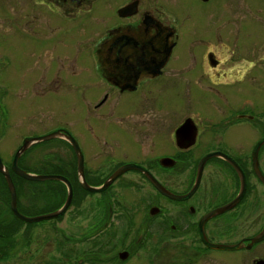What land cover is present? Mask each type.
Listing matches in <instances>:
<instances>
[{"label":"flooded vegetation","instance_id":"af4514ba","mask_svg":"<svg viewBox=\"0 0 264 264\" xmlns=\"http://www.w3.org/2000/svg\"><path fill=\"white\" fill-rule=\"evenodd\" d=\"M183 1L0 0L1 27L12 19L31 47L22 55L35 61L34 106L65 98L67 107L71 94L64 120L41 121L24 140L56 131L73 137L95 188L134 166L84 205V225L71 219L67 232L53 228L19 249L0 234L1 262L264 264V0H198L202 11L196 0ZM3 53L0 114L7 117ZM53 142L29 150L67 151V160L40 164L71 182L70 208L76 192L83 205L94 194L81 184L74 147ZM130 173L143 181L123 180ZM22 182L18 206L27 212L49 197L67 198L61 181Z\"/></svg>","mask_w":264,"mask_h":264},{"label":"rangeland","instance_id":"374dc122","mask_svg":"<svg viewBox=\"0 0 264 264\" xmlns=\"http://www.w3.org/2000/svg\"><path fill=\"white\" fill-rule=\"evenodd\" d=\"M184 3H186V6H188L189 4L187 0L185 2L183 1V5ZM195 6L198 8L199 11L204 10V6L200 4L198 0H196ZM12 14L8 12L7 17L13 18ZM200 16L207 17V15H200ZM10 20L12 19H9L8 25L6 27H1L0 25V59L2 57L1 53L4 52L3 54H6L5 57L7 60L6 73H7V78L9 79L8 103H9V111H11V113L7 117H1L0 114V157L3 160L4 164L9 168L12 167V163L17 150L22 147L23 141L27 139L26 138L24 140V137L32 133V130L30 129L35 124L41 121L45 123H49L51 121L57 122L59 119L64 120L65 117H67V115L70 113L68 109L71 104V102H69V100H71V94L67 92V107H66L65 98H62L54 102L48 107L34 106L36 105L37 101L33 98V96H31V94H29V90H31L33 76L37 72L35 61L29 55H22V52L30 51L31 47L25 40L21 39V36L22 35L25 36V35L22 33H18L17 26L11 25L12 22ZM20 34L22 35L20 36ZM56 37H59V35L56 34ZM5 45L6 47H4ZM1 63L2 61L0 60V66ZM21 84L25 85V88H23L24 89L23 93H19L18 96L17 88H19ZM39 101L45 102V100L43 101L39 100ZM20 118L23 119L22 122H21L22 119ZM56 125L57 124H54L53 126L47 125L46 129L53 128ZM46 129H39L37 131L44 133ZM47 135L49 134L43 135L41 137ZM62 135H64V133L60 134V132L58 131L57 136L59 138L51 139L37 144L47 145L48 143L46 142L52 141V143H54L52 144V146L54 147L56 145L55 142H53V140L60 139V136ZM38 147L39 146L33 147L28 153L26 152L27 154L25 153L23 155L26 156L24 159V165L26 166V168H28V170L27 169L25 170H27L31 174H44V172H46V170H44L41 167L40 163L42 161L47 160L55 163V161H59L62 159L67 160L66 150H65L66 153L64 154L63 152L58 150L46 151L44 149H38ZM123 180L143 181V178H141L138 174L130 173L127 176H125ZM16 189L18 193L19 190L18 188ZM93 194L94 195L87 196L86 201L82 205L83 202H81L82 201L81 193L76 192L75 199L73 202L74 205H72L69 212L60 219L43 221L40 223L25 222V224H23L24 221H17L15 219L16 216L10 207L11 206L10 191L5 181L4 184L2 183L0 185V234L4 236L2 228L8 227L6 225L8 221L11 226L9 224L8 225L10 227V230L12 231V233L9 234H12V236L11 237L4 236L5 239L2 241V243L6 242L10 246L12 245L13 247H15L16 245L17 249H19V247L23 246V244L34 243L37 237H39L40 240H43L42 239L43 236L46 233L48 234V232L50 233V231H52L53 228L55 229V232L58 230H66L67 232L68 223L71 219H72L71 226L79 227L83 223V221L79 218V216L83 214L81 212H83L84 210V205L86 208H89V206L93 205L94 201L100 197V193L99 194L93 193ZM58 197H59L58 199H53V200L51 199V197H49L48 202H46V200H43L44 203L39 202L38 207L33 212H27L22 208H21V212L28 217H35L37 215H44L47 213L54 212L51 210H53V208L55 209L56 207H58L61 203L66 201L65 199H67L66 194L58 195ZM83 197L84 195H82V198ZM58 209H56L55 211H57ZM50 236L52 237V235ZM10 246H8L9 249ZM16 251L17 250L15 249L12 250L11 252L13 254L12 256H17ZM16 261H18L21 264L22 259L18 258ZM16 261L15 262L10 261L9 264H14V263L17 264ZM0 264H5V263L0 261Z\"/></svg>","mask_w":264,"mask_h":264},{"label":"water","instance_id":"95a60500","mask_svg":"<svg viewBox=\"0 0 264 264\" xmlns=\"http://www.w3.org/2000/svg\"><path fill=\"white\" fill-rule=\"evenodd\" d=\"M57 135H58V131L53 132V133H51L47 136H44V137L26 139L23 143V146L16 152L11 169L4 164V162L2 161V159L0 157V173L4 176V178L7 182L9 191H10L11 209H12V211L16 217H18L20 220H22L26 223H39V222H43V221H50L53 219H58V218L62 217L63 215H65V213L68 211V209L70 208V206L72 204L73 197H74V191H73V186H72L71 182L67 178H64L62 176H57V175L31 174V173H28L27 171L23 170L19 166L20 159L33 145L40 143V142L48 141L51 139L59 138ZM60 138H62L64 140H68L69 142H71L72 146L74 147L76 155L79 159V169H78L79 179L82 182L81 184H82L83 188L89 192L101 193V192L105 191L114 182V180H116L121 174L125 173L127 170L134 167L132 165H129L125 169L114 173L102 187H98V188L91 187L85 180V173H84V170L82 167L81 150H80L78 142L73 137H71V136L67 137L65 134L60 136ZM210 157H211V155L205 157L202 161L201 166L203 164H205L206 161ZM11 172H14L16 175H18L19 177H21L27 181H34V182L61 181V182H63L68 187L67 199H66L64 205L60 209H58L57 211H54V212H51L48 214L39 215V216H35V217L25 216L18 209V193H17L15 183L12 179V173ZM197 185H198V181H197L196 186ZM195 187L193 188L192 192L195 190ZM192 192H191V194H192ZM239 200H240V197L237 199L236 202L232 203L231 205H227L226 207L219 209L218 212L220 213V212H224V211H227L229 209H232L239 202ZM216 214H218V213H215V215ZM213 215H214V213H213ZM261 239H262V237H260L256 240H261ZM212 246H213V248H216V249H224V248L230 249L229 247H226V246H219V245H213V244H212ZM232 248L237 249L239 247L233 246Z\"/></svg>","mask_w":264,"mask_h":264},{"label":"trees","instance_id":"16d2710c","mask_svg":"<svg viewBox=\"0 0 264 264\" xmlns=\"http://www.w3.org/2000/svg\"><path fill=\"white\" fill-rule=\"evenodd\" d=\"M29 152V151H28ZM27 152V153H28ZM26 153V154H27ZM25 157L26 156H23L22 158H21V160H20V162H19V164H20V166L21 167H23V165H24V159H25ZM42 168L44 169V166H42ZM23 169H27L28 170V168H23ZM45 170V169H44ZM44 173H47V172H44ZM12 177H13V180H14V182H15V185L18 187V189H19V187H21L22 186V184H23V182L22 181H24L22 178H20V177H18L17 175H15V174H12ZM4 184L5 183V180H4V177L0 174V185L1 184ZM20 191V190H19ZM76 196H78V195H76ZM17 221H18V219L17 218H15ZM3 230V233H4V236H6V237H11L12 236V234H9V233H12V231L11 230H8V229H2ZM13 233H14V230H13Z\"/></svg>","mask_w":264,"mask_h":264}]
</instances>
